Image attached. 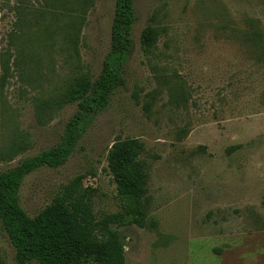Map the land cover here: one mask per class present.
I'll return each mask as SVG.
<instances>
[{
  "label": "rangeland",
  "instance_id": "obj_1",
  "mask_svg": "<svg viewBox=\"0 0 264 264\" xmlns=\"http://www.w3.org/2000/svg\"><path fill=\"white\" fill-rule=\"evenodd\" d=\"M115 3L0 0V172L60 143L77 105L40 124L37 100L77 72L99 77ZM136 12L125 86L63 166L25 177L21 206L35 217L83 176L98 219L121 212L107 156L138 139L148 226L118 227L126 264H264V0H136ZM148 27L159 32L150 52ZM14 146L26 151L3 160ZM0 264H15L1 221Z\"/></svg>",
  "mask_w": 264,
  "mask_h": 264
},
{
  "label": "trees",
  "instance_id": "obj_2",
  "mask_svg": "<svg viewBox=\"0 0 264 264\" xmlns=\"http://www.w3.org/2000/svg\"><path fill=\"white\" fill-rule=\"evenodd\" d=\"M76 1L82 5L88 2ZM137 20L136 0H116L110 50L99 77L94 81L88 74L77 72L58 93L37 100L40 124H46L58 109L77 105L60 143L0 172V221L14 248L15 264H126V246L118 227L148 226V174L140 159L144 145L138 139L115 141L107 156L122 201L121 212L98 219L92 207L93 190L85 187L83 176L62 185L35 217L27 214L19 198L27 175L44 167L59 168L68 161L95 118L125 86V67L134 49L132 34ZM67 40L70 48L77 46L78 30L74 26L67 31ZM158 40V30L148 27L142 33L141 45L150 52ZM24 151V147L14 146L1 152V158L9 160Z\"/></svg>",
  "mask_w": 264,
  "mask_h": 264
}]
</instances>
